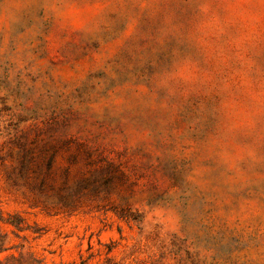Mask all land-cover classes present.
Returning <instances> with one entry per match:
<instances>
[{"label":"rangeland","instance_id":"rangeland-1","mask_svg":"<svg viewBox=\"0 0 264 264\" xmlns=\"http://www.w3.org/2000/svg\"><path fill=\"white\" fill-rule=\"evenodd\" d=\"M15 214L48 264H264V0H0Z\"/></svg>","mask_w":264,"mask_h":264},{"label":"trees","instance_id":"trees-1","mask_svg":"<svg viewBox=\"0 0 264 264\" xmlns=\"http://www.w3.org/2000/svg\"><path fill=\"white\" fill-rule=\"evenodd\" d=\"M121 217L127 216L121 215ZM1 223L7 230L0 226V264H48L45 259L37 257L33 253L24 252V235L22 234L30 229V227L25 226L24 218L17 214L10 215L7 219L1 218ZM34 233L41 236L38 232ZM11 235L15 239L21 240L20 243H12ZM52 264H87V260L81 257L80 262Z\"/></svg>","mask_w":264,"mask_h":264}]
</instances>
